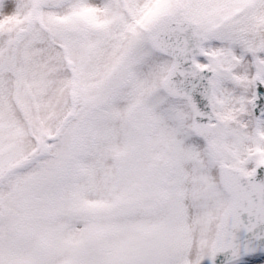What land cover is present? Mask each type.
I'll return each instance as SVG.
<instances>
[{
	"label": "rangeland",
	"instance_id": "1",
	"mask_svg": "<svg viewBox=\"0 0 264 264\" xmlns=\"http://www.w3.org/2000/svg\"><path fill=\"white\" fill-rule=\"evenodd\" d=\"M167 16L205 37L211 141L163 90L172 58L152 39ZM258 75L264 0H0V264H212L230 202L221 165L264 163ZM74 85V114L46 144Z\"/></svg>",
	"mask_w": 264,
	"mask_h": 264
},
{
	"label": "water",
	"instance_id": "2",
	"mask_svg": "<svg viewBox=\"0 0 264 264\" xmlns=\"http://www.w3.org/2000/svg\"><path fill=\"white\" fill-rule=\"evenodd\" d=\"M203 42L198 24L171 18H165L158 24L153 37L154 49L173 58L163 82L165 91L174 98L188 101L194 115L195 134L210 140L214 136L211 123L217 120L212 104V78L216 72L201 69L196 62V57L204 54ZM252 109L257 119L264 114V81L261 76L255 80ZM70 116L63 121L51 141L56 140ZM221 156L219 151L215 152L216 158ZM221 183L231 201L212 250L213 264H227L264 252V164L258 165L251 175L223 165Z\"/></svg>",
	"mask_w": 264,
	"mask_h": 264
},
{
	"label": "bare ground",
	"instance_id": "3",
	"mask_svg": "<svg viewBox=\"0 0 264 264\" xmlns=\"http://www.w3.org/2000/svg\"><path fill=\"white\" fill-rule=\"evenodd\" d=\"M9 12H15V10L13 9V7H11V8H9ZM240 41H242V40H240ZM245 41V40H244ZM246 42V41H245ZM237 45V44H236ZM241 46H244V45H240V47ZM247 52L243 49L242 51H241V55L242 56H245V54H246ZM243 67H245V64L243 65Z\"/></svg>",
	"mask_w": 264,
	"mask_h": 264
}]
</instances>
